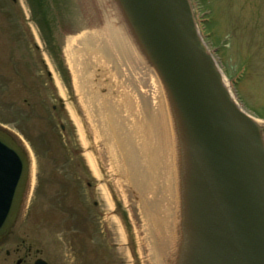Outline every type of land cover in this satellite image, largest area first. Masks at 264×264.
Wrapping results in <instances>:
<instances>
[{
	"label": "rangeland",
	"instance_id": "rangeland-1",
	"mask_svg": "<svg viewBox=\"0 0 264 264\" xmlns=\"http://www.w3.org/2000/svg\"><path fill=\"white\" fill-rule=\"evenodd\" d=\"M69 1L0 0V128L15 140L23 138L16 141L30 164L17 221L10 238L0 246V264H16L28 254L24 264H33L39 257L48 264H185L168 247L169 234L163 230L168 227L183 240L190 239L201 257L189 211L194 198L202 206L208 203L210 228L217 235L229 228L212 187H205L192 143L157 69L120 0H98V6L77 0L74 5L90 27L88 32L100 40L114 34L126 44L124 60L119 52L106 58L104 84L111 92L100 87L102 95L115 98L123 78L153 119L149 125L156 124L160 130L164 126L169 135L173 132L167 136L168 143L161 138L163 147L171 146L162 176L175 184L174 193L181 199L170 203L164 198L160 206L166 207L161 211L156 207L150 216L141 201L126 199L130 186L119 174H127L119 148L107 146V138L96 136L104 126L103 116L99 117L101 99L92 101L95 120L89 122L84 110L87 95L80 96L73 88L55 30L58 18L80 15ZM188 3L208 63L253 118L252 135L258 137L256 145L264 154V0ZM71 25L69 34L76 37V46L83 39L78 37L79 27ZM112 164L119 172L112 170ZM119 182L126 194L117 190ZM153 216L157 221L161 216L165 228H158ZM16 248L22 249L20 254Z\"/></svg>",
	"mask_w": 264,
	"mask_h": 264
},
{
	"label": "water",
	"instance_id": "water-1",
	"mask_svg": "<svg viewBox=\"0 0 264 264\" xmlns=\"http://www.w3.org/2000/svg\"><path fill=\"white\" fill-rule=\"evenodd\" d=\"M120 2L174 103L205 187H212L229 228L217 235L210 228L208 203L202 206L194 198L189 211L201 248L199 264H228L226 237L237 264H264V158L207 61L188 0ZM29 171L23 149L0 130V243L17 220ZM181 259L189 264L188 257Z\"/></svg>",
	"mask_w": 264,
	"mask_h": 264
},
{
	"label": "bare ground",
	"instance_id": "bare-ground-1",
	"mask_svg": "<svg viewBox=\"0 0 264 264\" xmlns=\"http://www.w3.org/2000/svg\"><path fill=\"white\" fill-rule=\"evenodd\" d=\"M80 1L83 2L86 0ZM87 1L89 3L92 1L98 6V0ZM69 2L73 3L74 10L80 15L79 17L77 16V18L68 16H65V18L60 17L61 19L58 18L55 23V30L60 37L63 58L67 68L70 70L73 88L78 95L84 97L85 94L87 95L88 102L85 103L84 110L89 122L95 120V116L91 113L94 111V104L92 105V101H98V98L101 99L99 106L102 109L99 113V117L102 119L103 116L104 126L98 128L96 136L97 138H107V146L116 145L115 147L119 148L120 157L124 158L125 161L123 164H125V172L127 174L124 175L121 171L119 172L117 166L113 164L112 170L119 172V174L125 177L127 186H130L128 188L130 196L128 197V195H126V199L129 200L134 198L136 201H141L143 209L150 213L151 216V213L153 211L155 212L156 207L160 206V201L162 202L164 198L170 203H172L171 201L174 198L181 199V196L174 193V189L177 188L175 184L171 180L169 181L167 176H162L163 170H167L164 160H168V156L171 154V146L170 144H164L165 147H163L161 138H165L167 141L169 139L167 136L169 137L173 132L170 131L171 134L169 135V130L167 131L166 127L163 126V129L160 130L156 124L150 123L149 125L150 119L152 122L153 119L149 118L148 112L142 108V102H140L139 98L137 97L138 101H136L133 97L134 93H132L133 91L129 82L123 78L121 79L123 87L120 91L117 90L115 98H111V94L102 95L103 90L100 87L105 91L111 92L110 88L108 89V84H104V75L106 74L104 65H108L106 58H110L112 54L119 52V55L122 56L120 57L124 60L127 50L126 44L124 41L118 40L117 36L114 34L108 39L100 40L96 38L94 32H88V28L90 27H88L82 19L81 13L77 12V6L75 7L77 0H70ZM70 24H72L71 26L74 28L79 27L80 29L81 35L78 37L83 40L80 41L79 45L75 46L76 37L69 34ZM86 33H88V36ZM90 35H94L95 38ZM223 88L230 98L239 119L242 121L247 136L250 139H255L253 141L258 145V137L252 135L253 130L251 125L253 118L238 105L230 90L224 86ZM95 94L96 96H94ZM97 106L98 103L95 104L96 108ZM156 115L158 116L159 114L156 113ZM171 126L175 128V125ZM110 141H113V143L111 144ZM108 151L111 153L112 148L108 147ZM259 151L264 158L261 149H259ZM119 183L120 184L116 183L117 190L120 192L123 191L124 193L126 188L121 182ZM177 190L178 189H176V192ZM120 194L122 195V193ZM124 194H126V192ZM158 198L162 199L159 200ZM163 207L165 208L166 205H161L158 208L159 211H161ZM158 217L159 221H157L155 216H153L152 219H155V224L158 228H165V222L163 223V220H160L161 216ZM163 230L169 234L168 236L166 235L169 242V245L167 244L169 249H175V253L179 254L180 258L188 257L189 264L200 263L199 256L190 239L187 238L188 241L185 239L183 240V237L180 238L178 236L179 233L171 229V227ZM135 232L138 235L140 234V228L137 225L135 226ZM181 240L184 242L183 245ZM172 243H174V247H172ZM225 254L227 255L228 264H237L236 261L232 259L235 255L231 243L227 241V237Z\"/></svg>",
	"mask_w": 264,
	"mask_h": 264
},
{
	"label": "flooded vegetation",
	"instance_id": "flooded-vegetation-1",
	"mask_svg": "<svg viewBox=\"0 0 264 264\" xmlns=\"http://www.w3.org/2000/svg\"><path fill=\"white\" fill-rule=\"evenodd\" d=\"M17 139H20V140H22L23 138H16V140ZM87 187L88 188H91L92 187V185L91 184H87ZM94 205L96 206V205H98L96 202H94ZM96 234H100V232H95ZM12 234V233H11ZM10 234V235H11ZM10 238V236H8L4 241H2L1 243H0V246L1 245H3V244H5L6 242H7V240ZM21 248H16L15 249V253L16 254H20V252H21ZM31 251V247L28 249V252H30ZM6 255H7V257H9L10 256V252L9 251H6ZM36 255H40V251H36ZM30 255L28 254V255H26L25 256V258H19L18 259V261H17V263L16 264H24V262H25V260H26V258H28ZM39 260H42L40 257L39 258H36L35 260H34V262H33V264H36Z\"/></svg>",
	"mask_w": 264,
	"mask_h": 264
},
{
	"label": "trees",
	"instance_id": "trees-1",
	"mask_svg": "<svg viewBox=\"0 0 264 264\" xmlns=\"http://www.w3.org/2000/svg\"><path fill=\"white\" fill-rule=\"evenodd\" d=\"M53 20V19H52Z\"/></svg>",
	"mask_w": 264,
	"mask_h": 264
}]
</instances>
